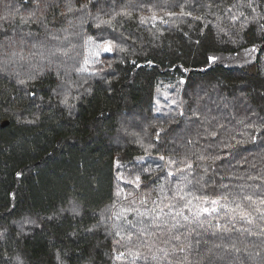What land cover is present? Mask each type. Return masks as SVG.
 I'll return each instance as SVG.
<instances>
[{"label":"trees","instance_id":"trees-1","mask_svg":"<svg viewBox=\"0 0 264 264\" xmlns=\"http://www.w3.org/2000/svg\"><path fill=\"white\" fill-rule=\"evenodd\" d=\"M38 2L0 0V264H264V0Z\"/></svg>","mask_w":264,"mask_h":264},{"label":"snow or ice","instance_id":"snow-or-ice-1","mask_svg":"<svg viewBox=\"0 0 264 264\" xmlns=\"http://www.w3.org/2000/svg\"><path fill=\"white\" fill-rule=\"evenodd\" d=\"M34 2L36 3V5H37V9H38V8H39V2H38V0H34ZM68 11H72V9L69 8ZM124 14H125V15H128V13H124ZM168 15H169V16H174L175 13L169 12ZM180 15H181V16H183V15L191 16V12H187V13H185L183 10H181ZM7 18H8V17H3V19H7ZM35 18H36V13H35V12H32V13L30 14V16L27 17V18L21 17V19H22V21H23L24 23H28L29 21H34ZM151 19H152L153 21H155V20H157V19H162V18L157 17L155 14H153V16L151 17ZM141 22H146L145 18L141 17ZM97 27H99V25H97ZM99 47H101L105 53H111V52L113 51V48H114V47L119 48V45H114V42H113L112 40H107V41H104L102 44H100ZM119 50H120V51H124L123 48H119ZM248 51H250V52H254V51H255V48H253V49H251V50H248ZM96 55L99 56L100 53L97 52ZM209 59H210V60H215L216 57H210ZM85 63L87 64L88 61H85ZM132 63L135 64L136 61H132ZM149 63H151V62H149ZM86 70H87L86 68H80V69H79V71H82V72H83V71H86ZM21 83H26V81H23V80H22ZM181 83H183V81H181ZM63 102H64V103H67V102H68V97H67V96H65V99H64ZM173 103H175V101H173ZM157 110L159 111V109H157ZM182 114H183V113H181V115H182ZM161 159H163V157H161ZM137 180H139V177H137ZM212 203L215 204L216 202L213 201ZM214 210H215V209H213V211H214ZM204 211L207 212L208 209L205 208ZM241 215H243V216H248V213H246V212H242ZM136 255H138V253H137Z\"/></svg>","mask_w":264,"mask_h":264}]
</instances>
